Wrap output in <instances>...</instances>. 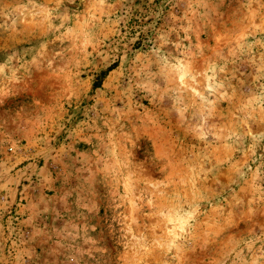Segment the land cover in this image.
Masks as SVG:
<instances>
[{
    "label": "rangeland",
    "instance_id": "rangeland-1",
    "mask_svg": "<svg viewBox=\"0 0 264 264\" xmlns=\"http://www.w3.org/2000/svg\"><path fill=\"white\" fill-rule=\"evenodd\" d=\"M0 264H264V0H0Z\"/></svg>",
    "mask_w": 264,
    "mask_h": 264
},
{
    "label": "trees",
    "instance_id": "trees-1",
    "mask_svg": "<svg viewBox=\"0 0 264 264\" xmlns=\"http://www.w3.org/2000/svg\"><path fill=\"white\" fill-rule=\"evenodd\" d=\"M104 75H105V74L102 73V74H101V77L104 76ZM99 85H100L99 82H96V84L94 85V87H95V88H98Z\"/></svg>",
    "mask_w": 264,
    "mask_h": 264
}]
</instances>
